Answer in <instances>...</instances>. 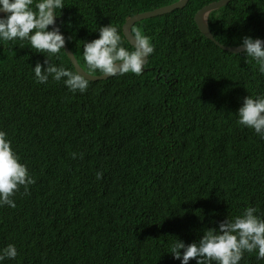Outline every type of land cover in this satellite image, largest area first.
<instances>
[{
    "label": "trees",
    "instance_id": "16d2710c",
    "mask_svg": "<svg viewBox=\"0 0 264 264\" xmlns=\"http://www.w3.org/2000/svg\"><path fill=\"white\" fill-rule=\"evenodd\" d=\"M176 1L63 0L56 18L79 63L103 74L83 57L99 27H117L133 51L124 23ZM214 1L136 22L154 46L142 74L89 80L83 93L35 77L46 57L76 72L64 49L0 38V131L35 180L15 208L0 206V251L17 249L0 264H181L177 239L198 242L248 207L264 219V136L237 123L244 98L264 96V73L199 30L195 14ZM208 20L225 45L264 38V0H231ZM257 257L245 251L239 264H264Z\"/></svg>",
    "mask_w": 264,
    "mask_h": 264
},
{
    "label": "clouds",
    "instance_id": "9594fccd",
    "mask_svg": "<svg viewBox=\"0 0 264 264\" xmlns=\"http://www.w3.org/2000/svg\"><path fill=\"white\" fill-rule=\"evenodd\" d=\"M33 3L34 0H0V11L7 14L0 17V38L5 41L27 39L36 52H47L49 56L58 54L64 48L65 37L58 28L49 30V26L55 25L56 10L65 6L63 0H38L34 9L31 7ZM204 20L207 21V13ZM98 31L99 38L85 42L83 46L84 61L90 71L99 70L106 77L129 72L142 74L147 57L154 51L150 37L138 28L132 29L135 50L129 51L122 46L118 29L111 23L100 26ZM242 43L243 53L255 60L259 71L264 73V41L245 36ZM44 63L46 68L39 62L33 68L39 83H46L51 76L57 82L63 79L73 93L87 90L89 79L81 72L58 67L50 63L48 57ZM238 117V124L264 136V96H246L238 109ZM6 137L7 133L0 131V206L15 208L12 197L21 186L27 193L28 186L35 180ZM102 175L98 172L97 179ZM256 211V208L248 207L242 215L232 220L226 218L218 228L205 231L198 242L185 245L177 239L170 253L180 259L181 264H188L191 259L197 264H212L213 261L216 264H239L245 251L251 253L254 250H258V259H264V219L255 215ZM16 256L17 249L13 244L0 251V261Z\"/></svg>",
    "mask_w": 264,
    "mask_h": 264
},
{
    "label": "water",
    "instance_id": "95a60500",
    "mask_svg": "<svg viewBox=\"0 0 264 264\" xmlns=\"http://www.w3.org/2000/svg\"><path fill=\"white\" fill-rule=\"evenodd\" d=\"M231 0H218V1H214L211 2L205 6H203L202 8H200L197 13L195 14V22L199 28V30L202 32V34L207 37L208 39L212 40L217 46H219L220 48H222L223 50L232 52V53H240L243 52V48L244 45L243 44H239V45H225L222 44L220 41L217 40V38L214 36L210 26H209V15L212 11L217 10L221 7L226 6ZM189 2V0H178L174 3L165 5V6H161L158 7L156 9L153 10H148V11H143V12H138L135 15L131 16L123 25V33L126 37V39L130 42L131 45L134 46V41H133V33H132V27L134 26V24L136 22L142 21L144 19H148L151 17H156L159 15H163V14H167V13H171L172 11L176 10V9H180V8H184L187 3ZM205 13H207V21H205ZM6 15V13H4L3 11H0V17H4ZM56 27L60 30L61 29L59 27L57 18L55 21V25H52V28ZM62 33V32H61ZM262 41H264V38H261ZM66 41V40H65ZM64 51L67 54L68 58L71 60V62L74 65V68L76 69V71L81 72L82 74H84L86 76V78H88L89 80L92 81H98V80H106L111 76H104V74H92L90 72H88L78 61V59L76 58L74 52L70 49V47L68 46L67 42L64 45ZM149 56L146 59V63L144 65V68L148 62Z\"/></svg>",
    "mask_w": 264,
    "mask_h": 264
}]
</instances>
